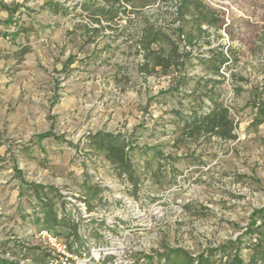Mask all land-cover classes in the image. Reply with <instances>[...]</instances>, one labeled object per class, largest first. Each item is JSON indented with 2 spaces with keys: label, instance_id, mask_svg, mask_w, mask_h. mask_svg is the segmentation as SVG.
I'll list each match as a JSON object with an SVG mask.
<instances>
[{
  "label": "rangeland",
  "instance_id": "rangeland-1",
  "mask_svg": "<svg viewBox=\"0 0 264 264\" xmlns=\"http://www.w3.org/2000/svg\"><path fill=\"white\" fill-rule=\"evenodd\" d=\"M0 1L17 7L12 23L0 13V254L46 264L50 251L37 234L49 229L76 251L110 247L115 253L106 264H164L167 256L173 258L167 264H193L202 251L231 242L249 264L257 234L246 232L254 228L264 238L256 214L264 209V0H197L186 17L185 36L197 41L190 76L207 74L198 58L210 49L230 56L217 87L238 135L187 145H173L166 112L182 95L151 99L168 80H145L136 71L141 57L126 36L107 29L89 42L87 18L76 9L81 0ZM170 9L173 0H159L147 14L165 19ZM207 9L218 13L221 28L209 27ZM98 131L128 133L138 147L162 149L166 174L158 181L141 175L133 190L86 138ZM193 151L201 155L196 164L183 159ZM135 161L143 165L139 154ZM21 178L54 189L47 200L65 224L45 226L39 198L22 193ZM83 198L92 214L79 230L73 214ZM120 198L132 202L113 206ZM115 214L113 235L105 237L104 221ZM234 253L217 252L214 264H231Z\"/></svg>",
  "mask_w": 264,
  "mask_h": 264
},
{
  "label": "trees",
  "instance_id": "trees-1",
  "mask_svg": "<svg viewBox=\"0 0 264 264\" xmlns=\"http://www.w3.org/2000/svg\"><path fill=\"white\" fill-rule=\"evenodd\" d=\"M173 2L175 9H170L168 18L165 17V19L156 12L147 14V8L156 5L159 0H81L76 4V9H80L81 15L87 18L84 29L91 40L89 42H93L97 34L107 29L116 32L117 35L126 36L125 40L130 42L135 53L142 57L137 70L144 79L154 77L168 80L169 87L151 99L165 95H182L180 99L177 97L179 101L166 111L172 116L170 123L175 126L172 133L176 135L173 145H178L180 142L187 145L197 143L201 139L211 140L213 137L222 141H236L238 135L231 117V107L220 100L218 91L221 89L217 87L225 81L224 77H219H221L222 68L230 62V56L224 50L210 49L209 57L198 58L199 63L205 66L207 74L201 77L190 76L188 65L192 61V49L197 45V41L188 40L185 36V19L193 8L200 5L197 0H173ZM59 8H61L59 5L51 7L56 12L60 10ZM16 11L17 7L12 8L0 1V13L9 14L4 23H12V14ZM206 15L209 27L221 28L220 20L217 18L218 13L215 10L207 9ZM0 22H2L1 17ZM21 30L26 29L21 27ZM199 31L200 34L206 32L202 28ZM163 134H166L165 131ZM50 135L52 134H44L41 137L44 139ZM132 137L131 134L122 132L98 131L89 133L86 138L91 146L103 154L115 176L136 190L141 175L158 181L166 174L162 166L169 156L158 147H138ZM194 151L190 154L186 153L183 159H190L191 163L196 164L201 155H195ZM138 154L143 160V165L135 161ZM151 157L153 159H150ZM155 162L158 166H155ZM21 183L22 193L32 192L39 198L38 209L45 214L46 227L54 228V224H65V219L57 218L55 204L47 200L54 191L52 187L27 184L24 183L23 178ZM38 214L39 211L36 213L37 217ZM256 214H259V219L264 220V209L257 211ZM255 224L256 222L252 225ZM76 230L77 228L73 234L79 239ZM257 232L254 228L246 232L251 238L257 234L256 241L250 247L252 255L249 264H264V238ZM229 248L235 250L231 264H244L240 254L241 247L235 242H231V245L226 247L208 248L190 260L193 264H214L216 253ZM165 259L164 264L173 260L170 256ZM0 264L21 263L20 259L9 260L0 254Z\"/></svg>",
  "mask_w": 264,
  "mask_h": 264
},
{
  "label": "built area",
  "instance_id": "built-area-1",
  "mask_svg": "<svg viewBox=\"0 0 264 264\" xmlns=\"http://www.w3.org/2000/svg\"><path fill=\"white\" fill-rule=\"evenodd\" d=\"M95 180L98 181L99 177H95ZM99 183H102V181L99 180ZM85 200L86 199L83 198L80 203H77L78 210L76 208L74 209L73 221L77 224L79 230L81 229V227H84V224L88 220H90L89 216H91L92 214V212L88 213V208L86 206ZM131 202L132 201L128 199L120 198L118 200H114L113 206L130 205ZM116 217V214L109 215L105 219L104 222L108 229L105 231H100L102 232V234L105 235V237H112V229L117 224ZM119 218H122V216H120ZM37 237L42 243H44L45 246H47L48 250L50 251V256L48 257L46 264H106L104 262L106 257L115 253L108 246L102 248L92 247L88 251L79 248V250L76 251L74 250L76 247L72 249L66 240L58 237L54 232L49 229L40 230L37 234ZM20 263L29 264L28 260H20Z\"/></svg>",
  "mask_w": 264,
  "mask_h": 264
},
{
  "label": "crops",
  "instance_id": "crops-1",
  "mask_svg": "<svg viewBox=\"0 0 264 264\" xmlns=\"http://www.w3.org/2000/svg\"><path fill=\"white\" fill-rule=\"evenodd\" d=\"M138 56H140V55H138ZM140 57H141V56H140ZM141 60H142V57H141L140 61H141ZM140 61H139V62H140ZM139 62H138V63H139ZM137 65H138V64H136V71L138 72V70H137ZM138 73H140V72H138ZM141 75H142V74H141Z\"/></svg>",
  "mask_w": 264,
  "mask_h": 264
}]
</instances>
